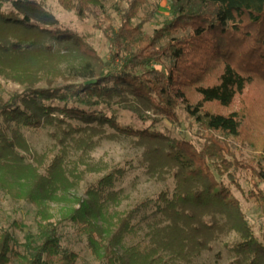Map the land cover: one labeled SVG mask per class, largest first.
Returning <instances> with one entry per match:
<instances>
[{"label": "trees", "instance_id": "1", "mask_svg": "<svg viewBox=\"0 0 264 264\" xmlns=\"http://www.w3.org/2000/svg\"><path fill=\"white\" fill-rule=\"evenodd\" d=\"M52 1L79 20L104 13L108 58L64 29L43 2L0 0V188L42 208L49 187L67 181V141L87 147L91 135L107 127L141 144L148 173L169 176L174 186L123 212L113 231L102 230L79 200L83 214L69 218L79 221L77 231L86 235L95 259L189 263L210 250L216 230L225 227L238 235L231 246L236 261L264 264V223L257 237L234 195L264 210V0H168V17L151 35L144 27L156 8L135 22L149 0L117 4V23L105 13V0ZM71 53L75 63L62 67ZM179 108L196 125L197 142L156 128L162 119L178 125ZM119 112L130 122L120 121ZM42 127L53 128L51 135L64 146L45 166L22 133ZM27 156L37 165L28 164ZM126 170L100 177L87 195L93 202L112 196ZM19 179L33 187L16 189ZM150 206L165 225L154 228L150 245L120 252L129 221ZM40 213L36 238L22 251L12 248L11 230L0 227V264H79L77 252L61 245L52 215Z\"/></svg>", "mask_w": 264, "mask_h": 264}, {"label": "rangeland", "instance_id": "2", "mask_svg": "<svg viewBox=\"0 0 264 264\" xmlns=\"http://www.w3.org/2000/svg\"><path fill=\"white\" fill-rule=\"evenodd\" d=\"M43 2L47 10L58 19L64 29H68L88 41L103 58H108V43L103 36V28L106 21L104 13L97 11V18L89 16L85 20H79L75 13L66 12L52 0H35ZM126 6V0H105L104 11L111 15L117 23L119 12L116 5ZM152 8H156V13L151 21L145 24L144 31L151 35L160 26L162 21L168 17V0H149V3L140 10L135 22ZM9 9V8H8ZM54 29V27H52ZM179 32L176 36H182ZM64 53L63 48H58ZM67 61H63L62 67L75 63L73 53L68 54ZM10 86V85H9ZM9 86L6 88L9 90ZM179 124H173L165 119L156 126L162 131H171L183 139L197 142L195 132L196 125L186 116L181 108L178 109ZM119 119L129 123L130 119L123 112H119ZM102 134L91 135L92 144L85 147L70 144L67 141L63 171L67 179L63 185L57 184L55 188H50L42 198V208H39L32 201L13 199L0 188V227H7L13 234L12 248L22 251L24 245L31 244L36 238L37 223L41 219V211L52 215V221L58 223L61 245L70 251H75L79 255V264H102L95 259L86 247V235L78 232L79 221L73 222L70 216L79 217L82 211L79 210V200L86 201L87 209L92 211L95 222L102 230H114V223L123 212L147 197H153L165 188L172 189L174 184L171 177L158 178L148 173L143 162V146L134 138L118 136L111 129L105 127ZM55 130L50 127L39 129H22V133L30 147L31 153L42 155V166L48 164L51 158L61 152L62 146L51 135ZM250 155L251 151H245ZM26 162L36 166L37 163L26 157ZM125 167V174L117 180L111 188L112 196L99 199L96 202L91 200L86 190L100 177L108 174L115 168ZM42 168L39 169V172ZM22 179L14 183L16 189L29 190L33 184H21ZM246 186V182H243ZM234 195L240 201L241 209L254 233L259 237L260 227L264 223V210L259 208L252 200H245L237 191ZM67 218V219H65ZM69 218V219H68ZM219 222L222 221L218 220ZM165 221L159 213L155 212V207L150 206L135 214L129 221V230L123 236L118 249L123 251L129 246L141 243L150 245V234L154 228L165 225ZM215 238L210 241V250H203L192 258L189 263L184 264H243L236 261L237 256L231 249L232 244L238 240V235L233 231H228L225 227L216 230ZM15 263V261L13 262Z\"/></svg>", "mask_w": 264, "mask_h": 264}]
</instances>
